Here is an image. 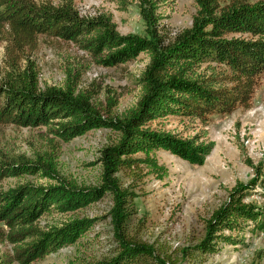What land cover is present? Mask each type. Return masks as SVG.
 <instances>
[{
    "label": "trees",
    "instance_id": "trees-1",
    "mask_svg": "<svg viewBox=\"0 0 264 264\" xmlns=\"http://www.w3.org/2000/svg\"><path fill=\"white\" fill-rule=\"evenodd\" d=\"M125 8L128 0H107ZM172 0H135L144 22L142 34L121 35L106 13L82 16L71 0H0V43L12 71L0 84V124L46 127L52 135L49 150L38 159H12L2 155L0 180L41 171L49 184L23 182L0 191V264H31L72 245L94 224L92 218H73L41 225L49 212L66 213L86 207L105 194L112 196L109 212L115 239L110 253L92 264H176L168 253L152 244L126 237L136 194L121 188L118 173L141 180L146 173L162 178L166 167L155 156L166 150L196 165L204 163L214 141L203 136H179L151 123L176 115L207 121L215 114L249 108L256 85L264 75V0H193L191 26L169 38L160 7ZM41 36L72 43L103 67L125 63L140 53L149 62L141 74L142 94L121 116L114 115V99L101 108L93 103L94 90L78 89V74H68L64 86H39L30 63L19 61L34 50ZM118 132L117 141L100 149L99 185L82 186L57 170L58 141L68 142L91 129ZM255 177L233 187L227 200L205 221L204 236L194 246L177 249L183 258L217 252L220 244H237L240 231H264V205L243 200L262 185L264 175L250 160ZM264 197V192H262ZM228 232V233H226Z\"/></svg>",
    "mask_w": 264,
    "mask_h": 264
},
{
    "label": "rangeland",
    "instance_id": "rangeland-1",
    "mask_svg": "<svg viewBox=\"0 0 264 264\" xmlns=\"http://www.w3.org/2000/svg\"><path fill=\"white\" fill-rule=\"evenodd\" d=\"M37 3L48 0H33ZM60 4L66 0H49ZM125 8L107 0H71L82 16L106 13L121 35L142 34L144 22L135 0ZM229 0H221L227 3ZM254 1V0H251ZM169 38L191 26L196 7L193 0H172L160 7ZM0 43V84L12 71L10 59ZM149 56L140 53L136 58L114 66L95 64L72 43L41 36L38 46L27 51L18 69L29 63L38 74L39 86H64L68 74H78V89L94 90L93 103L101 108L114 99V115L121 116L133 107L142 94L141 74ZM182 137L194 135L214 141L213 149L201 165L191 164L176 154L158 150L155 156L166 167L162 178L146 173L141 180L118 173L121 188L136 194L131 199V217L125 229L126 237L152 244L158 251L168 253L176 264H264V231H250L248 226L239 232L237 244H220L217 252L203 257L183 258L177 249L194 246L204 236L205 221L228 198L237 184L255 177L250 160L264 175V75L256 85L251 106L238 108L229 114H215L207 121L188 120L168 115L151 123ZM118 132L110 129H91L68 142L58 141L57 170L61 176L82 186L99 185L102 172L100 149L114 144ZM52 135L46 127H24L0 124V152L7 158L38 159L49 150ZM0 154V159H3ZM23 182L49 184L52 180L42 174L25 173L0 180V191ZM264 187L257 185L243 200L264 205ZM111 194L75 211L49 212L39 219L41 225L60 223L73 218H92V227L72 245L33 261L31 264H92L106 257L115 246L111 210ZM228 233V232H226ZM11 245L0 243V252H10ZM11 264H19L13 262Z\"/></svg>",
    "mask_w": 264,
    "mask_h": 264
}]
</instances>
